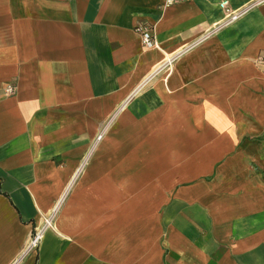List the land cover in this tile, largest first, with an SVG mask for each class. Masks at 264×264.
I'll use <instances>...</instances> for the list:
<instances>
[{"label":"crops","instance_id":"crops-1","mask_svg":"<svg viewBox=\"0 0 264 264\" xmlns=\"http://www.w3.org/2000/svg\"><path fill=\"white\" fill-rule=\"evenodd\" d=\"M220 1L0 0V264H264V0Z\"/></svg>","mask_w":264,"mask_h":264},{"label":"built area","instance_id":"built-area-1","mask_svg":"<svg viewBox=\"0 0 264 264\" xmlns=\"http://www.w3.org/2000/svg\"><path fill=\"white\" fill-rule=\"evenodd\" d=\"M184 1V0H164V6H170L177 2ZM219 6L223 11V23H231L233 21H236L244 12L245 10L242 9H236L230 5L229 0H221L219 2ZM141 33L142 42L146 47H153L156 45V39L155 35L153 33V27H137ZM15 86L9 85L7 87L8 93H14ZM100 137V135H99ZM45 225L46 226H52L53 225V217H47L45 219ZM42 234L41 231H35L31 234L29 239V246L37 247L40 240H41Z\"/></svg>","mask_w":264,"mask_h":264}]
</instances>
